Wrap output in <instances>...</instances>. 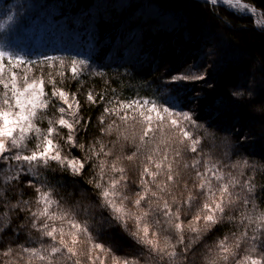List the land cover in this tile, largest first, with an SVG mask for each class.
I'll use <instances>...</instances> for the list:
<instances>
[{
    "label": "trees",
    "instance_id": "obj_1",
    "mask_svg": "<svg viewBox=\"0 0 264 264\" xmlns=\"http://www.w3.org/2000/svg\"><path fill=\"white\" fill-rule=\"evenodd\" d=\"M44 1L52 3L58 11L66 14L73 13V8L79 3V0H76L78 1L76 4H74V0ZM142 1H134V6H140ZM145 1L153 2L158 6H165L167 11H172L175 14L190 11L193 13L192 15L208 21L211 29L216 31L224 42L222 45L226 54H223V59L218 61L220 69L218 79L221 75L223 80L216 83L211 80L203 88L200 87L201 91L204 92V98L201 97L197 100L196 109L193 110L186 103L187 94L179 95L181 92L178 91L180 88L177 84L178 80L173 79L176 77L175 72L160 69L162 58L159 59V55H156L159 60L154 63H152V58L147 59V62L145 61V58L149 57L147 55L138 64H126L125 62L111 63L112 55L103 53L99 59L94 58L97 61L94 66L96 67V70L93 71L94 74L88 72L93 70V66L89 65L91 59L84 60L59 52L44 53L39 57L32 58L24 56L20 59H12L11 63L9 61L1 62L7 68L14 67L13 70L17 69L20 72L21 79L18 80V86H22L25 76L29 78V82L34 78L42 79L45 82V97L51 102L48 108L44 110L48 118H52L54 115L59 116L55 107L64 106L58 97L51 95L53 87L51 83H48L49 78L56 82L57 87L68 93L69 97L75 95L80 103L79 116L88 126H79L77 133L78 143L85 145L84 150L65 144L64 137H66L68 129L60 128L58 125L60 135L54 140V143L61 146L64 155L85 163V170L82 171L81 175H73L70 169L63 170L55 162H52L49 168H40L41 174L39 176H33L27 171L26 164L0 159V226L4 228V231L0 232V264H47L46 261H40L36 258L29 259L30 254L23 251L24 248L35 247L41 250V254H47L43 252V249H50L54 243L51 238L42 236L37 228L31 226L32 217L30 213L38 210L36 201L40 198L39 193L36 192L37 187L48 191L51 199L56 202L48 206L50 211L57 214L63 212L65 215V221L62 222L58 219L54 222V226L64 227L65 231H68L69 225L66 220L70 217L81 227H87L90 230L88 234L93 237V241L89 242L81 233L76 249L85 254L73 257V260L79 258L81 264H91L87 258L88 249L92 248V243H102L105 247L113 249L117 256L126 257L129 260L139 259L141 264H145L146 260L147 264H170L168 257L165 256L161 259L155 253L149 252L146 246L137 243L130 235L131 232L136 231V223L133 219L125 217L127 221V230H125L123 222L115 220L116 214L112 209L101 207L103 198L100 193L102 189H97L95 182H101L106 188L110 179L114 177L120 181L118 195L112 197L118 206L123 197H128L123 203L129 212L139 215L149 208L147 199L142 202L139 209L133 204L137 198L136 193L142 191L141 172L143 164L147 163L144 155L138 154L135 161H128L123 158L131 155L136 150V146L139 145L138 138L133 142L132 136L133 133L137 137L140 135L142 125L131 119L127 123L122 122L114 115L106 116L105 124L101 125L99 117L103 113L104 107L111 108L113 106L108 103L109 100L119 103L149 101L155 103L159 108L168 107L173 112H188L196 124L200 126L199 129L194 130V134L201 138L200 149L203 150L205 159L209 161L210 165L215 163L218 169L223 166L224 182H227L229 175L236 176L241 181L251 177L254 181L255 191L253 193H248L247 190L242 191L239 186H236L233 191L241 197H252L255 206L252 203L247 205L238 203L235 208L227 210L234 219L229 221L225 217L223 222L215 225L193 246V250L186 254L187 261L185 255L174 258L178 264H188V262L191 264H208L209 258L215 255L214 245L224 239L225 236L229 237V244H232L234 242L233 233L239 237L241 233L246 232L247 237L244 239L250 240L253 235H258L260 230L264 229V226H261L254 232L253 229L256 228V224H250L246 219L247 216L257 217L264 211V188H262L264 186V169H262L264 166V30L258 27L249 16L233 13L221 6H209L207 3H201L197 0ZM240 1L254 8L264 18V0ZM169 34L172 36L171 32L163 33L160 42L165 41L169 44L171 42L168 37ZM172 37L174 38V36ZM174 41L182 43L179 37H176ZM155 49L158 54L159 45ZM49 57L54 59H47ZM80 60L84 61L87 67L82 72L79 81L72 79L70 70L64 72L65 79H61L57 75L59 70L70 69L72 61ZM150 60L151 62H149ZM5 73L4 79L7 81L11 76L8 72ZM227 73L229 74L227 75ZM237 79L243 80L239 87L236 85ZM176 84V90L170 89L171 91L174 90L175 100H167L168 87ZM252 84H255V87L249 89ZM210 85L212 88L209 90ZM90 90L98 95L102 94L105 99L98 100L97 103H90L86 98ZM235 93H239V95ZM5 95L11 97V91L5 89L0 83V105H2V98ZM218 97H221L222 100L221 107L215 106V100ZM16 110L15 108L12 109V111ZM129 115H136L137 120H139L138 113ZM67 118L71 120V117ZM36 123L41 129L48 127L47 119L36 121ZM108 124H113V128L117 127L119 132L105 133L103 129ZM32 135L34 134L29 133V136ZM170 135V133H158L157 142L161 139H168ZM35 145L36 141L33 140L27 145L29 151L23 154H30V150L34 149ZM101 145L104 147V152L110 153V155L105 156L100 153L97 156L87 151L89 147L94 146L99 153ZM154 146L152 144L148 147ZM146 152L147 147L141 149V153ZM198 154L185 151L183 152L184 161L191 164L192 158ZM90 155L91 159H88ZM169 159H172L171 152ZM241 160H247L254 165L253 169H244L243 176H239V169L231 167L232 164ZM100 161H105L102 178L99 167ZM113 162L117 163V167L125 169L126 178L124 180H120L121 174L119 172L111 171ZM127 162L130 166L125 167ZM174 167L180 170L179 166L174 165ZM153 170H155L154 167ZM212 175V173H208L209 178ZM12 176L16 177L15 181L10 179ZM194 177L195 172L192 169L182 170L180 184L177 186L180 190H174L178 203L186 199L188 195L187 192L182 191L185 181L188 182V188L192 193L199 191L195 187L198 181H195ZM144 179L150 181L151 178L144 176ZM159 179L162 181L163 177ZM90 180L93 183H89ZM212 182L213 185H218L217 181L213 180ZM149 187L155 190L154 184H149ZM164 199H167L170 204L172 203L171 197L166 193ZM18 201H29L30 203L25 207L18 204ZM152 201V208L155 209V198H152ZM203 203L204 197H198V204L194 203L189 213H181V221L185 229ZM12 205H17V207L13 209ZM85 208H87V212L84 211ZM153 219L161 221L159 227L152 226ZM165 219L166 217H163L158 211L154 213V217H149L150 233L153 231L159 233L160 229L166 228L167 225L163 223ZM35 223L39 226L40 219L37 218ZM47 223L53 224V221H47ZM198 223L201 227L203 226L202 220ZM168 235L172 237V243L175 244V230L170 229ZM184 235L187 243V238L195 234L185 231ZM58 239L59 237H57V242ZM257 243L259 245V242ZM249 246L244 240L241 241V248L237 250L240 257H243L244 249ZM176 247L179 252H183L181 245H176ZM8 249H12V253L9 256H4L3 253ZM62 252L63 255L56 254L59 264H72V260L67 259L66 251L62 250ZM97 254L96 250L92 251L93 256ZM252 255L259 259V247L258 251ZM108 264H111L110 259Z\"/></svg>",
    "mask_w": 264,
    "mask_h": 264
},
{
    "label": "snow or ice",
    "instance_id": "obj_2",
    "mask_svg": "<svg viewBox=\"0 0 264 264\" xmlns=\"http://www.w3.org/2000/svg\"><path fill=\"white\" fill-rule=\"evenodd\" d=\"M218 0H212V3H217ZM227 2V0H225ZM238 3V0H237ZM264 25V20L259 21ZM4 52H0V60L5 57ZM13 58L9 57L11 63ZM52 60L54 58H47ZM63 64V62H61ZM84 61H72L70 69H63L57 71V75L61 79H65L64 72L70 70L73 80H80L82 72L86 70ZM6 75L5 69L0 65V83L3 84L5 89H10L11 97L5 95L2 98V105H0V159L14 160L19 163L27 165V171L33 176H39L40 168H49L52 162H55L63 170H71L73 175H81L85 170V163L81 160L70 159L68 155H64L62 148L59 144L54 143V140L60 135L57 125L60 128L68 129L66 137H64V143L72 145L73 147H79L81 150L85 149V145L78 143L77 133L79 132V126L87 127L88 125L81 120L79 116L80 103L76 99L75 95L69 99L68 93L56 86V82L49 78L48 83L52 84L53 91L52 96L58 97L63 101L64 106L55 107V111L59 113V116L47 117L46 110L50 105V100L45 97L44 81L39 78L31 79L27 76L23 79L22 86H18V80L20 76L13 73L11 78L5 81ZM174 80L195 79L203 80L201 75L191 76L189 74L173 77ZM239 95V93H235ZM90 103H97L98 100H104L105 97L102 94H96L90 90L86 96ZM14 101V104H13ZM109 104L113 106L104 107L103 113L99 117V123L105 124L106 116H116L122 122L127 123L129 119L136 121L142 125V131L137 137L133 133V142L138 138L139 145L136 146V150L131 155L123 157L128 161H135L138 154H143L147 163L143 164L141 172V186L142 191L136 193V199L133 204L136 208H141L142 202L149 201V208L146 211H142L139 215H135L129 212L123 201L128 197H123L119 206L112 198L118 195V188L120 181L114 177L110 179L108 187H104L99 181L95 182L97 189H102L100 195L103 198L101 207L110 208L116 214L115 220L123 222L125 230H127V221L125 217L133 219L136 223V231L131 232L130 235L136 240L137 243L146 246L151 253H155L161 259L165 256L169 258L170 264H178V261L174 258L179 255H185L187 261V255L190 250H193V246L196 245L203 237L208 233L215 225L223 222L225 217L229 221H232L234 217L228 214L229 209L235 208L238 203L247 205L252 203L255 206V201L250 196L241 197L235 193L233 189L239 186L242 191L247 190L248 193L255 191L254 181L251 177L241 181L236 176L229 175L227 182H224V175L222 173V167L219 169L215 163L210 165L209 161L205 159L203 150L200 149L201 138L194 134V130L199 129V125L196 124L193 117L188 112H173L168 107L159 108L155 103L149 101H130L128 103H119L109 100ZM17 109L12 111V109ZM124 114H121V113ZM128 113H138L139 120L136 115H129ZM67 117H71L69 120ZM48 120V127L41 129L37 126L36 121ZM115 123V122H113ZM103 131L107 134H111L114 131L113 124H108ZM29 133L34 135L29 136ZM170 133L168 139H161L157 142V134ZM127 139V137H125ZM33 140L36 141L35 148L30 150V154H23L28 152L27 147ZM154 144V147H148ZM147 147L146 153H141L142 148ZM87 151L90 154L99 156L103 153L105 156L110 153L104 152V147L101 145L99 153L96 148L89 147ZM190 151L191 153H199L191 160V164L184 161L183 152ZM171 152L172 159H169V153ZM70 155V154H69ZM91 159V155L88 157ZM119 160V158H118ZM105 161H100L99 167L101 169V178L103 174ZM174 165L179 166L180 170H177ZM15 167V166H14ZM153 167L155 170H153ZM231 167L239 169V176L244 175V169H253L254 165L250 164L247 160H241L231 165ZM192 169L195 172L194 180L198 181L195 187L199 189L198 192L192 193L188 188V182H184L183 192H187L186 199L178 203L174 190H180L177 186L180 184V178L182 170ZM203 169V171H201ZM264 169V166H262ZM112 172H119L120 180L126 178L125 169L123 167H117V163L111 164ZM208 173H212V177L209 178ZM144 176L150 177L149 180H145ZM163 177L161 181L159 178ZM15 181L16 177H10ZM213 180L218 182V185H213ZM93 183V181H88ZM149 184L155 185V190L149 187ZM35 187V185H33ZM126 186V185H125ZM231 186V187H230ZM264 188V186H262ZM36 192L39 193V199L36 201L37 211L31 212L32 227L37 228L42 236L51 238L54 242L49 248H44L43 252L47 254H41V250L35 247L24 248L23 251L29 253V259L36 258L40 261H46L47 264H59L56 259V254L63 255L62 250L66 251L67 259L72 260V264H81L79 258L73 260V257L84 255L83 251L78 252L76 245L78 243V237L81 233L87 238L89 242L93 241V237L89 235V229L87 227H81L74 219L67 218L66 222L69 225V230L65 231L64 227L54 226L56 220L65 221L64 213L57 214L51 212L49 205L56 203L50 197L48 191H44L37 187ZM167 194L172 199L170 204L167 199H164V194ZM204 197V203L202 207H199L197 213L193 216L192 220L188 222V226L185 229L183 222L181 221V213H189L194 203L198 204V197ZM152 198H155L156 208H152ZM162 201V203H161ZM29 201H22L18 204L27 206ZM43 205V207H41ZM175 205V207H173ZM187 205V208H185ZM17 205H12L15 209ZM87 212V208L84 209ZM160 212L166 219L163 221L167 225L166 228L160 229L159 233L153 231L150 233L149 217H154L155 212ZM40 219V225L38 226L35 221ZM246 219L250 224H256L255 232L257 228L264 226V211L259 216H247ZM203 221L201 227L198 222ZM47 221H53V224L47 223ZM160 220L153 219L152 226L159 227ZM170 229L175 230L176 243H172V237L168 235ZM4 228L0 226V232H3ZM185 231L194 233L195 235L187 238L184 235ZM142 233V234H141ZM57 237H59L57 242ZM247 237V233H241L239 237L235 233L232 234L234 242L229 244V237L225 236L214 245L215 255L210 257L208 264H264V229H261L258 235H253L250 240L244 238ZM162 239V243H161ZM250 246L244 249L243 257H240L238 249L241 248V241ZM259 242V245L258 243ZM58 245V246H57ZM176 245L183 247V252L177 250ZM260 250L259 259L252 253ZM96 250L97 255L93 256L92 251ZM12 253V249H8L3 253L4 256H9ZM87 258L91 261V264H108V260H111V264H141L139 259L129 260L126 257L117 256L113 249L105 247L102 243H92V248L87 251ZM147 264V260L145 261ZM191 264V262H188Z\"/></svg>",
    "mask_w": 264,
    "mask_h": 264
},
{
    "label": "rangeland",
    "instance_id": "obj_3",
    "mask_svg": "<svg viewBox=\"0 0 264 264\" xmlns=\"http://www.w3.org/2000/svg\"><path fill=\"white\" fill-rule=\"evenodd\" d=\"M134 1L137 0H79V3L74 0V4L77 2L78 5L73 8V13L66 14L44 0H0V52L6 54L0 60V65L10 76L16 73L21 77L17 69L7 68L3 64L9 61V57L32 58L59 52L84 60L91 59L89 65L93 66V70L88 72L93 73L97 62L94 58L99 59L103 53L112 55L111 63L126 64H138L149 55L145 58L146 62L152 58L154 63L162 58V71L175 72V76L189 74L204 77L203 80L184 79L177 83L181 92L179 95L187 94L186 103L195 110L197 100L204 98L200 87L203 88L211 80L214 83L223 80L221 75L218 79V61L226 54L221 36L211 29L208 21L192 15L190 11L175 14L153 2L143 0L140 6H134ZM197 1L249 16L264 30V25L256 21L249 10L257 14L260 21L264 18L249 5L237 10L231 4H221L219 1L215 4L212 0ZM170 32L174 36H168L171 44L160 42L161 35ZM176 37L182 43L174 41ZM158 45L160 49L157 54L155 48ZM156 55H159V59ZM242 82L240 79L236 81L237 87ZM177 84L168 87L167 100H175L173 91L177 89ZM254 87L255 84H252L249 89ZM208 88L210 90L212 86ZM215 106H222L221 97L215 100ZM114 131L119 132V129L116 127ZM127 166H130L129 162L125 164Z\"/></svg>",
    "mask_w": 264,
    "mask_h": 264
},
{
    "label": "bare ground",
    "instance_id": "obj_4",
    "mask_svg": "<svg viewBox=\"0 0 264 264\" xmlns=\"http://www.w3.org/2000/svg\"><path fill=\"white\" fill-rule=\"evenodd\" d=\"M218 1H219V3H221V4H228L227 2H225V0H218ZM231 6H232L233 8H235V9H237V10H243V9H244V7H243L242 5H240L239 3H237V1H235L234 3H232ZM232 7H231V8H232ZM249 11H251V12H250L251 15H252L253 17H255V19H257L256 21H260V20H259V16H258L257 14H255L254 12H252V10H249Z\"/></svg>",
    "mask_w": 264,
    "mask_h": 264
},
{
    "label": "water",
    "instance_id": "obj_5",
    "mask_svg": "<svg viewBox=\"0 0 264 264\" xmlns=\"http://www.w3.org/2000/svg\"><path fill=\"white\" fill-rule=\"evenodd\" d=\"M235 1H237V0H227V3H228V4H232V3H234ZM238 3H239L240 5H242L243 7H245V6L248 7L247 4L241 2L240 0H238ZM248 15H249V14H248Z\"/></svg>",
    "mask_w": 264,
    "mask_h": 264
}]
</instances>
